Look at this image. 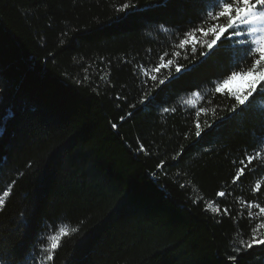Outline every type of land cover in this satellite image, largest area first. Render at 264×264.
I'll list each match as a JSON object with an SVG mask.
<instances>
[{
	"label": "trees",
	"instance_id": "obj_1",
	"mask_svg": "<svg viewBox=\"0 0 264 264\" xmlns=\"http://www.w3.org/2000/svg\"><path fill=\"white\" fill-rule=\"evenodd\" d=\"M196 22L194 0H0V264H32L61 225L78 231L50 264H264V245L228 259L255 223L242 202L264 206V95L230 111L226 55L183 75L204 57L171 54Z\"/></svg>",
	"mask_w": 264,
	"mask_h": 264
},
{
	"label": "snow or ice",
	"instance_id": "obj_2",
	"mask_svg": "<svg viewBox=\"0 0 264 264\" xmlns=\"http://www.w3.org/2000/svg\"><path fill=\"white\" fill-rule=\"evenodd\" d=\"M194 2L197 4V22L183 31L182 36L178 38V42L174 46L176 50L171 55L180 57L181 51L190 47L193 54L199 49L200 55L204 57L199 64L193 63L191 67L187 68L183 75L195 72L202 65L207 64L213 56L226 55L231 70L218 78L214 84V91L231 98L234 103L230 111L239 115L237 109L245 111L250 99H254L256 95H264V0H194ZM130 6L134 5L124 3L117 10L124 11ZM160 27L164 31L169 30L165 25H160ZM169 55L167 52L161 55L159 57L160 62L151 69L141 65L143 75L147 77L151 72V80L156 81V73H159L162 68L172 66L173 61L171 59L165 62ZM176 71L180 72L181 67L176 66ZM85 78L87 79V77ZM100 79H103V76ZM237 80L244 82L246 86L235 89L227 88L228 85ZM159 83L163 84L164 80H160ZM119 98L117 97V99ZM145 99H147L146 96ZM195 99L205 100L206 98L202 96L201 92L196 91L184 103L185 105H193L195 108ZM164 111L174 112L175 109L166 108ZM206 111L207 109L200 108L195 114L199 117L201 112ZM129 115L131 114L129 113ZM120 119L123 120L124 117ZM115 126L113 125V127ZM201 132L202 129L197 120L195 135L200 137ZM140 150H143V145H140ZM180 155L181 153H177L173 159L178 160ZM260 156L261 153L258 151L251 155H245L239 161L240 167L234 174L233 183L238 181L245 174L248 165H251ZM157 167L163 169L165 161L162 160ZM14 183L15 181L12 182V185ZM12 185H8L5 190L0 191V212L6 206V198L10 196ZM255 188L260 190V183H257ZM227 194L224 191L216 193L217 197H224ZM242 203L249 208V222L255 221V223L250 228L249 237L241 239L239 245L233 249L235 254L228 257L233 262H237V255L241 252L246 253L254 246L264 245V206L259 202L243 201ZM251 209H255V211L253 212ZM205 210L216 214L221 212L228 214L227 208L222 209L214 201H206ZM77 231L78 228L69 229L67 225H61L58 228L53 226L52 232L46 237L44 247L33 257L32 264H50L54 261L56 251L62 246V238L70 237Z\"/></svg>",
	"mask_w": 264,
	"mask_h": 264
},
{
	"label": "rangeland",
	"instance_id": "obj_3",
	"mask_svg": "<svg viewBox=\"0 0 264 264\" xmlns=\"http://www.w3.org/2000/svg\"><path fill=\"white\" fill-rule=\"evenodd\" d=\"M245 86H246V84H245L244 82H242V81H240V80H237V81L233 82L232 84L228 85L227 88H228V89H235V88H243V87H245ZM191 94H192V93H190L189 95L185 96V101H186L187 99L191 98ZM197 100H198V99H195V100H194V103H195Z\"/></svg>",
	"mask_w": 264,
	"mask_h": 264
}]
</instances>
